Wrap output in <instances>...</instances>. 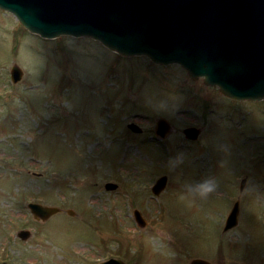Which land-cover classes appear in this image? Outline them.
<instances>
[{
	"label": "rangeland",
	"instance_id": "374dc122",
	"mask_svg": "<svg viewBox=\"0 0 264 264\" xmlns=\"http://www.w3.org/2000/svg\"><path fill=\"white\" fill-rule=\"evenodd\" d=\"M13 64L23 71L17 84ZM158 118L172 127L164 139L154 134ZM188 127L201 129L194 142ZM206 178L216 181L211 196L186 193ZM108 182L117 189L106 191ZM237 200L238 224L223 233ZM29 203L60 211L35 220ZM109 258L264 264V99H228L178 65L123 57L90 38H41L0 10V263Z\"/></svg>",
	"mask_w": 264,
	"mask_h": 264
},
{
	"label": "water",
	"instance_id": "95a60500",
	"mask_svg": "<svg viewBox=\"0 0 264 264\" xmlns=\"http://www.w3.org/2000/svg\"><path fill=\"white\" fill-rule=\"evenodd\" d=\"M0 10L41 38H90L123 57L143 56L156 65H178L191 80L201 78L205 86L217 88L228 99H264V0H0ZM9 73L12 84L23 77L17 64ZM154 126L159 139L172 130L163 118ZM127 128L135 134L142 132L133 123ZM200 133L195 127L182 131L192 142ZM166 182L162 176L151 192L159 195ZM245 182L241 181L240 192ZM104 189L115 191L117 185L108 182ZM27 208L39 221L60 211L38 203H29ZM239 210L237 200L225 219L223 233L237 226ZM133 219L139 229L145 228L138 210L133 211ZM16 237L27 241L31 232L21 229ZM96 264L127 263L110 258ZM189 264L213 263L193 258Z\"/></svg>",
	"mask_w": 264,
	"mask_h": 264
},
{
	"label": "clouds",
	"instance_id": "9594fccd",
	"mask_svg": "<svg viewBox=\"0 0 264 264\" xmlns=\"http://www.w3.org/2000/svg\"><path fill=\"white\" fill-rule=\"evenodd\" d=\"M181 162H182V158L177 157L171 163L173 164V166H175ZM216 188H217L216 181L213 178H206L198 183L188 185L185 191L193 199L205 200L216 191Z\"/></svg>",
	"mask_w": 264,
	"mask_h": 264
},
{
	"label": "flooded vegetation",
	"instance_id": "af4514ba",
	"mask_svg": "<svg viewBox=\"0 0 264 264\" xmlns=\"http://www.w3.org/2000/svg\"><path fill=\"white\" fill-rule=\"evenodd\" d=\"M72 258L70 257V259L68 258V257H66V260L69 262L70 260H71ZM110 259V258H109ZM74 260V259H73ZM1 263H7V262H1ZM0 263V264H1ZM98 263V262H97ZM212 263V262H211ZM7 264H9V263H7ZM75 264H79V263H75ZM96 264V263H95ZM214 264V263H213Z\"/></svg>",
	"mask_w": 264,
	"mask_h": 264
}]
</instances>
